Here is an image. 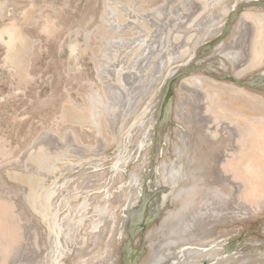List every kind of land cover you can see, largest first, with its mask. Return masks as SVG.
<instances>
[{
    "label": "bare ground",
    "instance_id": "1",
    "mask_svg": "<svg viewBox=\"0 0 264 264\" xmlns=\"http://www.w3.org/2000/svg\"><path fill=\"white\" fill-rule=\"evenodd\" d=\"M226 1L104 0L96 38L100 53L90 45L88 32L83 43L74 38L68 45L76 58L91 51L98 80L92 92L81 96L80 104L68 101L59 121L67 127L45 131L29 152L9 160L0 150L8 159L0 166V264H67L73 253L76 264H118L110 250L103 257L99 252L119 227L116 213L122 201L127 202L126 232L136 231L144 205L149 206L150 220L166 211L161 225L150 232L145 264H180L192 256L182 249L184 243H205L228 233L215 230L218 226L264 217V99L203 74L172 87L175 67L189 66L192 58L185 60L223 30L230 12L228 4L221 7ZM8 6L0 0V19ZM39 11L36 4L23 7L19 16L0 26L3 64L22 84L32 81L29 68L36 44L25 29L36 25L38 15L42 34L54 36L58 30L54 19ZM241 16L230 41H220L212 50L236 78L264 65V13L246 11ZM260 78L255 86L264 90V71ZM175 87L183 94L177 117L188 133L179 132L183 140L174 152L178 161L163 162L165 187L159 194L155 183L146 187L147 178L129 174V187L143 190L134 202L131 190L126 194L123 189V165L151 144L159 151L165 143L162 134L170 126ZM168 89L172 93L166 100ZM153 94L155 102L147 105ZM85 129L93 132V142L78 134ZM135 132L139 143L131 156L128 147ZM105 142L119 145L112 163L118 199L106 200L109 190L82 197L95 190L99 173L91 176L97 181L86 178L65 197L74 173L81 176L87 166L97 172L104 165ZM156 173L152 167L150 176ZM129 256L125 249L124 264H130Z\"/></svg>",
    "mask_w": 264,
    "mask_h": 264
},
{
    "label": "rangeland",
    "instance_id": "2",
    "mask_svg": "<svg viewBox=\"0 0 264 264\" xmlns=\"http://www.w3.org/2000/svg\"><path fill=\"white\" fill-rule=\"evenodd\" d=\"M5 1L9 6L8 8L6 7L3 19H0V26L8 22L11 17L19 16L23 7L36 4L40 8V14L44 13V15L54 19L58 28L54 36L49 37L42 34L41 17L36 15V17H38L36 25L29 26L25 29L27 34L36 41L29 68L32 81L27 84H22L19 82L18 78H13L10 71L4 66V47L0 44V150L2 152H7L9 157H12H7L9 160H15L21 157V155H23L22 153L29 152L35 141L45 131L56 128L60 130L65 129L67 125H61V123H59L64 105L70 100L80 104L81 96L91 93L94 89L92 83H98L92 55L90 53L91 51L88 50L87 53L76 58L70 53L68 45L74 38H77L83 43L88 35L90 36V45L93 49H97L96 53H100L102 47L100 45V40L96 38H99L97 31L105 3L104 0ZM254 1L258 2L256 3ZM227 4L229 5L230 12L224 21L223 30L220 31L216 37L204 44L203 47L198 50L197 54L185 60V62H188L192 58L189 66L186 64L181 65V63L170 66L175 67L178 64L175 68L179 67L174 72V76H171L172 87L175 83H177V85L179 84L180 87L184 79L192 77L193 75L203 74L220 82L225 81L226 83H232L260 97V99H264L263 88L255 86L261 80L260 75L264 71V65L244 76L236 78L232 69L212 51L218 42L224 40V42L227 43L230 41L231 35L235 30L234 28L238 26L242 17L241 15L244 12L260 11L264 13V0H228L226 3L222 4L221 7L224 8ZM222 64L225 69H222ZM228 77L232 78V80H229ZM180 94V92H176L175 87V92H173L174 101L171 106L170 126L166 127L163 131L162 135L165 143L162 144L160 150L155 151L151 144L147 149H142L137 156H134L132 160H128V163L123 165L122 171L124 178H122V180L126 184H124L123 189L126 194L131 190L135 200L134 202L137 200L140 201V199L137 198H139L140 192L143 190L142 187H129L128 176L131 172L135 173L139 178H147L148 182L145 184L146 187H148L147 185H149L150 182L155 183L158 186L159 194L165 187V183L161 179L163 162L166 161V163L169 164L171 160L174 162L178 161L174 152L175 144L178 143L180 139L183 140L179 132L188 133L186 126L178 120L176 113V108L183 95ZM152 96L153 97H150V99L146 101L147 105L151 102H155L156 97L154 94ZM137 131L138 130H136V132ZM136 132L128 147V152H131V156H133V152H135V148L139 143V141L135 142V137L138 133ZM78 134L87 142L91 140L93 142L95 140L93 132L86 129L84 131L79 130ZM118 146L117 143L105 142L103 152H105L107 157L106 160L101 162V164L104 165L97 172L91 169L93 166H87V168L81 172V176H79V172L74 173L73 175L75 177L78 176V178L72 176L74 178L67 185V189L64 190L63 195L65 197L70 196L86 178L97 181V177L91 176L95 173H99L102 176L97 182L95 190L82 197H91L95 193L109 190L110 196L105 197L106 200L110 202L116 201L119 195V191L117 192L118 181L113 173L112 163H114V159L118 152ZM144 154H146V157ZM7 158L5 160L0 156L1 167L6 165L5 162H7ZM145 159L146 161L144 162ZM88 163H91V160L88 161ZM152 167L157 168L159 173L150 176ZM95 200L97 201V198ZM148 200H150V198H148ZM79 201L78 199L75 202L78 203ZM126 206V201H122L118 204V211L116 214L120 219V224H118L119 227L109 242L100 250L99 254L102 257L106 256L108 250H110L112 252V258L116 260L118 264H124L126 249V252L128 251L130 254V264H145L149 251L148 245L151 240L150 237L152 236L150 232L155 230V226L161 225V218L165 215L166 211L162 209L160 218L156 216L150 220L151 212L148 209L149 206L144 205L141 210L142 216L134 225L137 229L133 233L124 231L123 210ZM125 218H127V216H125ZM34 219L38 221L36 217H34ZM221 229L227 230L228 233L211 237L207 239L205 243H184L182 249L184 248L187 254L192 253V256L187 255L180 264H237L241 260L250 261V263L264 260V217L246 220V222L238 221L232 225L218 226L215 230ZM41 232L44 233V230H41ZM227 248L231 249V251L227 252ZM141 251L143 252L141 253ZM99 254L95 253L93 256L97 258ZM203 261H206V263H203ZM66 262L67 264H76L75 253H73ZM95 263H97V261H95ZM149 264L154 263L151 262Z\"/></svg>",
    "mask_w": 264,
    "mask_h": 264
},
{
    "label": "water",
    "instance_id": "3",
    "mask_svg": "<svg viewBox=\"0 0 264 264\" xmlns=\"http://www.w3.org/2000/svg\"><path fill=\"white\" fill-rule=\"evenodd\" d=\"M228 79H229V80H230V79L232 80V78H229V77H228ZM171 93H172V91H171L170 89H168V91H167V95H166V97H165L166 100L168 99V96H169ZM166 100H165V101H166ZM228 251H231V249L227 248V252H228ZM142 252H143V251H141V253H142ZM203 263H206V261H203Z\"/></svg>",
    "mask_w": 264,
    "mask_h": 264
}]
</instances>
